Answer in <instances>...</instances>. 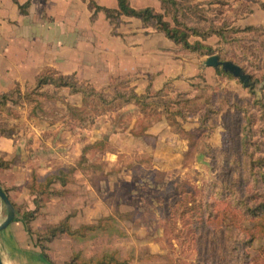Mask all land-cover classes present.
<instances>
[{
    "label": "rangeland",
    "instance_id": "1",
    "mask_svg": "<svg viewBox=\"0 0 264 264\" xmlns=\"http://www.w3.org/2000/svg\"><path fill=\"white\" fill-rule=\"evenodd\" d=\"M82 1L87 5V0ZM176 1L185 13L181 19L189 25L203 30L211 26L224 29L225 39L211 35L202 42L212 47V54L240 65L250 75L252 87L246 88L239 79L214 70L190 74L196 66L205 69L203 61L209 55L184 50L152 23L143 25L140 19L136 33L141 40L136 46L146 48L138 52L141 63L135 72L118 71L116 52L122 45L115 39L104 44L109 54H96L92 59L100 70L90 75L94 82L75 75L99 91L104 102L97 96L84 99L80 93L69 94L65 87L45 85L37 89L36 75L54 69L51 66H44L37 74L32 69H23L22 76L14 71L7 80L0 74V96L8 93L6 106H0V131L9 135H0V159L26 168L16 176L27 177L26 186L33 198L29 189L33 177L38 184L58 169H75L67 186L57 182L51 186L66 196L64 209H57V202L63 199L56 198L45 212L47 200L37 221L36 217L30 222L31 227L61 220L68 211V198L74 202L69 213L74 218L70 223L76 226L73 228L96 223L101 217L115 220L113 231L89 233L83 240L63 236L42 241L52 257L54 250L49 244L57 238L66 240L71 254L81 251L86 258L116 250L128 264H233L228 261V244H222L220 234H215L217 223L204 227L187 209L200 199L204 184L220 186L229 177L224 173L227 163L241 148L264 151V0ZM129 2L134 8L151 6L155 12L164 13L158 0ZM23 4V11L19 10L28 13L30 2ZM44 6L43 2L34 10L50 20ZM88 10L94 21L99 11L92 15ZM122 16L114 30L106 16V23L100 21L99 25L103 29L110 25L109 34L121 38ZM164 19L173 24L171 10ZM33 24L30 22V27ZM247 26L256 28L242 31ZM196 39L189 38L191 42ZM78 41L80 49L93 50L95 46L91 39ZM49 46L53 47L51 43ZM180 66H186L189 74L177 73ZM163 71L169 75L163 90L157 96H147L143 106L134 101L123 103L116 96L118 91L138 93L134 81L143 78L150 83ZM175 81L186 89L176 90ZM155 92L146 89L138 94ZM204 117L206 122L201 125ZM162 120L169 128L167 137L158 141L146 130L153 124L165 129L160 125ZM221 149L229 151L228 158L224 159ZM246 189L252 191V182ZM23 192L13 191V195L18 198L21 193L16 205L27 208L30 198ZM218 207L224 211L219 220H234L243 229L257 232L262 222L241 218L227 202L218 203ZM4 216L5 206L0 202V221ZM30 235L34 240L39 237ZM212 244L216 245L214 250ZM246 252L249 264H264V237L257 232Z\"/></svg>",
    "mask_w": 264,
    "mask_h": 264
},
{
    "label": "trees",
    "instance_id": "2",
    "mask_svg": "<svg viewBox=\"0 0 264 264\" xmlns=\"http://www.w3.org/2000/svg\"><path fill=\"white\" fill-rule=\"evenodd\" d=\"M161 7L164 9V13L155 12L151 6L142 8H134L131 6L129 0H116L117 8H110L98 5L95 0H87L88 8L95 14L97 11H103L105 16L113 25V30L118 26L120 17L122 15L135 17L142 21L143 25L152 23L158 31H160L166 38L173 43L180 45L181 48L188 52L198 54H212V47L204 44L202 41L211 35H217L222 39H225L224 29L221 27H209L208 29H200L199 27L189 25L181 17H185V13L182 9V5L176 0H158ZM25 4L19 5L20 10L23 11ZM171 8V9H170ZM171 10V24L168 20L164 19V16ZM256 27L247 26L242 31H251ZM191 36L198 37L195 41L191 42L189 38ZM202 49H206L208 52H202ZM219 56V55H218ZM219 58L222 59L220 56ZM237 64V63H236ZM217 74H223L232 76L230 73L225 72L220 66L215 67ZM36 88H41L45 85H53L55 88H68L69 94L80 93L85 99L87 97L97 96L98 100L104 102L103 95L94 89L92 85L78 81L74 74H62L55 69H48L45 72H40L35 77ZM163 90L160 89L153 95L138 94L135 91H131L129 94L118 91L116 96L122 100L123 103H130L134 101L140 106L145 104L144 100L147 96H157ZM8 93H3L0 96V106H6ZM68 108H71L67 105ZM164 113L170 115V111L164 108ZM176 112H180L179 110ZM214 113V111H210ZM210 118V116H209ZM168 119V118H167ZM208 119V117H207ZM201 125L206 122V117L201 119ZM0 135L9 136L5 132L0 131ZM220 152L224 155V159L228 158L229 151L221 149ZM241 157V158H240ZM233 158V159H232ZM228 162V170L225 169V175L229 177L221 182L218 186L215 183L204 184L202 186V195L197 202H193L192 206L187 211L193 212L202 226L207 227L209 224L217 223L215 226V234H220V237L224 241L222 244H228V261L233 264H249L250 256L246 252L255 237L256 233L264 237V151L258 150L255 147H243L240 149L239 154H234ZM232 161V164H231ZM246 161V163H244ZM11 161L0 159V168H8ZM226 164V163H224ZM232 165V166H230ZM75 169L68 172H64L62 169L47 174L43 180L35 184L36 178H32V183L29 186L30 193L34 195L33 203L34 208L27 209L16 205L8 195V189L4 191L9 197L10 201L16 208L15 219H22L26 230L30 234L38 235L35 240L39 246L44 257L56 264L50 255L49 248L42 243V241H50V238L54 237H68L72 241L83 240L89 233L96 232H110L115 229L113 226L114 218L107 216L99 218L96 223L81 224L77 228H73L70 224L71 214H67L61 220L56 223H49L33 229L30 222L33 221L45 206L47 200L56 195H62V191L51 188L52 184L59 183L61 186L70 182ZM252 182V191L246 189ZM227 202L232 210L241 218L250 221L262 220L259 223V227L256 231L249 229H243L234 220L224 222L221 218L224 215V211L220 210L218 203ZM235 214V215H236ZM237 216V215H236ZM223 217V216H222ZM39 239V240H38ZM212 250L216 245L212 244ZM62 264H128L125 259H120L117 255V251H105L98 256L83 257L81 251L73 252L68 259Z\"/></svg>",
    "mask_w": 264,
    "mask_h": 264
},
{
    "label": "crops",
    "instance_id": "3",
    "mask_svg": "<svg viewBox=\"0 0 264 264\" xmlns=\"http://www.w3.org/2000/svg\"><path fill=\"white\" fill-rule=\"evenodd\" d=\"M26 1L30 2V6L27 9L28 13H23L19 10V5ZM43 2L45 12L48 17L50 16V20H47L41 14H36L37 11L34 10L40 7ZM98 3L107 7H117L116 0H98ZM90 15L91 12L82 0H0V74L4 77L3 79H11L14 71L22 76L21 72L24 71L23 69H32L35 72L34 74H37L44 66H51L59 73H73L79 78L90 79L94 82L91 76L96 75L100 70H98V66L96 67L92 59L96 54H109L105 42L115 39L119 40L122 45L118 46L116 52L118 71L135 72L141 59L138 52L146 48L145 45L144 47L136 46L140 39L138 37L139 33H136L139 31L138 27L140 26L138 18L122 16L123 22L119 30L123 36L120 38V36L115 37L109 34L110 25L108 26L107 24L105 29L99 25L100 21L106 23L105 20H107L103 12H97L94 21L90 20ZM30 22L35 24L30 27ZM40 23H44V25ZM134 36H136V39L133 38ZM80 39H83L84 42L86 39L94 40V44H91L95 45L93 50L88 47L80 49L78 45V40ZM96 39L97 42H95ZM50 43L54 49L49 46ZM102 62L107 63V61ZM17 66L22 68L18 69ZM213 68L206 66L205 69H202L196 66L190 74L194 75L201 70L210 74L213 70L215 71ZM164 72L157 74L150 83L143 78L134 81L135 90L138 93H144L146 89L153 91L161 89L167 78H169V75ZM177 73L189 74L186 66H180ZM182 77L185 76L182 75ZM180 84L179 81L178 83L174 82L176 90L186 89ZM161 124L165 125V129L153 124L146 130L148 134L157 136L158 141L167 137L166 133L169 128L165 121L162 120ZM157 143L159 145V142ZM161 145L166 144L162 142ZM23 169L26 170L21 165L13 163L8 168L0 169V185L3 189H11L8 190V195L15 204L18 202L17 199L20 200L22 196L20 193L18 198H16L13 195V191L16 193L17 191L23 192L25 190L26 193L23 192L24 196L30 198V204L27 209H32L34 208L33 196L29 194L28 184L26 186L27 177L18 178L21 174L20 171ZM24 174L27 176L26 172ZM56 198L59 200L63 199L60 203L57 202L59 206L57 209H64L66 196H54L48 201L45 212L48 211L49 203ZM67 203V213L69 214L74 202L71 203L68 198ZM72 217L73 215L70 218L71 224L74 222ZM37 219L38 217L34 222ZM58 221H52V223ZM64 240L56 238L49 244L54 250L55 258L52 257V259L56 264H61L71 254L69 245ZM0 259L2 264H51L44 257L36 241L32 239L20 218L14 219L4 229L0 230Z\"/></svg>",
    "mask_w": 264,
    "mask_h": 264
},
{
    "label": "water",
    "instance_id": "4",
    "mask_svg": "<svg viewBox=\"0 0 264 264\" xmlns=\"http://www.w3.org/2000/svg\"><path fill=\"white\" fill-rule=\"evenodd\" d=\"M203 65L210 67H218L225 72L230 73L233 77L239 79L242 85L246 88L253 86L250 81V75L245 73L242 67L231 60H221L217 54H211L206 57L203 61ZM0 202L5 206V216L0 221V230L4 229L9 223L15 219L16 209L13 203L10 201L9 197L6 195L4 189L0 185ZM0 264H2L0 259Z\"/></svg>",
    "mask_w": 264,
    "mask_h": 264
}]
</instances>
